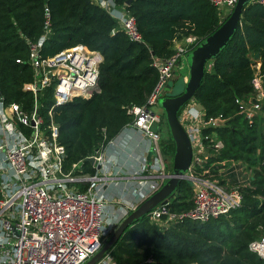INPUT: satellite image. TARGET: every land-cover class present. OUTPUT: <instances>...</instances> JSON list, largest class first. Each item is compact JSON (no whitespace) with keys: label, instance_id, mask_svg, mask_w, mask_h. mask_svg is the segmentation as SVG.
<instances>
[{"label":"trees","instance_id":"16d2710c","mask_svg":"<svg viewBox=\"0 0 264 264\" xmlns=\"http://www.w3.org/2000/svg\"><path fill=\"white\" fill-rule=\"evenodd\" d=\"M111 1L135 18L143 42L132 41L109 12L92 0H0V91L6 105L15 103L26 112L33 110L34 93L24 89L34 80L30 48L45 35L39 50L42 60L79 44L103 57L99 90L53 110L60 127L58 141L66 149L67 172L81 163L83 173L93 176L96 168L86 160L130 126L133 117L128 108L145 106L157 88L159 71L154 62L173 57L175 44L188 37H195L200 46L224 23L221 11L209 0ZM46 10L50 12L48 29ZM241 23L242 28L212 60L213 68L206 69L193 98L204 107L206 120L229 119L226 128L217 130L225 147L216 151L209 140L204 141L209 157L197 165L196 174L207 171L206 177L223 182L220 170L226 165L222 164L244 161L262 167L257 181L241 190L243 205L229 217L209 223L184 219L169 228L152 223L147 216L137 220L111 251L118 264H264L249 251L250 243L260 238L258 228L264 227V135L259 128L264 117L257 118L261 122L246 121L239 104L254 95L256 74L264 75V4L246 6ZM53 96L50 87L40 99L45 125L50 122ZM211 132L208 128L203 134ZM166 144L165 153L174 157L176 143L171 138ZM77 187L82 192L88 189L85 183H77ZM194 206L192 182L183 181L169 208L182 214Z\"/></svg>","mask_w":264,"mask_h":264},{"label":"built area","instance_id":"2783aa9c","mask_svg":"<svg viewBox=\"0 0 264 264\" xmlns=\"http://www.w3.org/2000/svg\"><path fill=\"white\" fill-rule=\"evenodd\" d=\"M92 1L109 12L132 41L143 42L135 18L125 8L120 11L111 0ZM209 2L220 11L230 8L233 12L238 0ZM250 3L263 5L264 0H251ZM46 11L48 29L50 12ZM45 39L46 35L30 48L34 80L24 89L34 93L33 110L26 112L15 103L6 105L0 91V155L4 156L0 160V264H87L106 244L104 237L113 236L105 228L106 203L101 194L102 185L111 172L109 161L103 152H97L93 155L96 168L93 176L83 173L81 163L74 164L67 172L64 165L66 149L58 141L60 127L53 118L56 107L70 103L76 97L88 98L99 90V66L103 57L100 52L79 44L51 59L42 60L39 50ZM194 46L197 48L192 42L187 48L178 49L167 61H155L154 66L159 71L157 88L145 106H130L127 110L133 117L130 125L152 143L154 164L143 168V172L148 171L150 178H154L150 197L167 183L168 174L167 165L161 158V134L156 128L162 122V116L153 108L175 76L179 61L187 52L193 51ZM252 83L254 95L239 101L240 114L250 123L264 117V75L258 72ZM50 87L54 88L53 104L48 112L50 122L45 125L40 114V99ZM197 105L192 99L182 112L188 115L189 122L188 119L184 121V128L194 147L189 171L191 178L186 181L192 182L195 206L188 213L178 214L171 212L170 201L159 204L147 217L164 228L184 219L209 223L229 217L244 202L241 189L227 187L219 180L206 177L207 171L196 174L197 165L206 163L209 157L204 141L209 140L216 151L225 147L217 130L226 128L229 120L222 116L206 120L204 111H199ZM208 128L212 132L205 136L203 131ZM77 183L87 184L88 189L80 191ZM137 208L135 205L129 207L125 218ZM249 251L264 262V231L260 238L250 243ZM112 254L111 251L106 254L99 264H118L111 258Z\"/></svg>","mask_w":264,"mask_h":264},{"label":"water","instance_id":"95a60500","mask_svg":"<svg viewBox=\"0 0 264 264\" xmlns=\"http://www.w3.org/2000/svg\"><path fill=\"white\" fill-rule=\"evenodd\" d=\"M250 1L238 0L235 9L222 24V27L207 37L200 46L191 52L190 75L187 82H183L185 84L184 88L178 92L176 88L178 86H176L173 89L174 92L169 93L168 97H162L160 100V104L166 112L167 124L170 126L174 142L176 143L173 171L166 174L167 183L122 221L109 239V242L87 264H99L102 262L105 255L112 251L118 239L122 237L127 229L131 228L137 220L147 216L159 204L169 202L173 198L179 184L190 180L189 171L193 164L194 147L187 131L180 123L179 115L201 87L208 61L213 60L225 48L226 44L233 39L238 30L242 28V14L245 7L250 4ZM130 2L131 0L127 4ZM259 57L260 54H257L256 59H259ZM173 80L171 79L170 81L175 83ZM196 108L199 111H204V107L201 104H198ZM86 161L93 164L95 163V157H90Z\"/></svg>","mask_w":264,"mask_h":264},{"label":"crops","instance_id":"0c3cea01","mask_svg":"<svg viewBox=\"0 0 264 264\" xmlns=\"http://www.w3.org/2000/svg\"><path fill=\"white\" fill-rule=\"evenodd\" d=\"M117 8L122 11L121 7ZM231 13L232 11L230 8L221 10L222 21L225 22ZM192 42L196 44L197 39L195 37H188L183 41L177 42L175 44L176 51L181 48H187ZM191 52H187L179 61L175 73L176 78L173 80L174 82L177 80H181L184 83L187 82L191 69ZM207 64V69L211 70L214 65L212 60L208 61ZM258 66H261V64H258ZM167 88L165 93L168 95L169 91L167 92ZM153 110L161 116L163 115L164 108L161 106L160 101ZM182 112H184V109H182L179 115V120L184 126V121L188 119V115L186 112L184 114H182ZM187 122H189V119ZM164 127L165 126L162 127L163 130ZM156 128L160 131L159 126H156ZM105 156L111 168L108 179L102 185L101 189V194L106 199L105 211L110 210L108 218L106 217V221H109L108 223L116 222L117 224H121L129 207L133 205L139 207L144 201L150 198L148 195H150V189L154 183V178H150V173L148 171L143 172V168L145 165L151 166V164H154L155 156L152 150V143L144 137L140 130L130 125L112 140L106 148ZM3 157V155H0V160L3 159ZM168 163L170 164V162H166V173H171L170 171H173L174 162L170 169ZM228 163H224L223 166H227ZM223 171L224 168L220 170V173Z\"/></svg>","mask_w":264,"mask_h":264},{"label":"rangeland","instance_id":"374dc122","mask_svg":"<svg viewBox=\"0 0 264 264\" xmlns=\"http://www.w3.org/2000/svg\"><path fill=\"white\" fill-rule=\"evenodd\" d=\"M176 86H178V87H176ZM184 86H185V84H183V82L181 80H177L175 83L170 81V82H168L167 92L168 91H169V93L174 92L173 89L175 87L177 88V91L179 92L184 88ZM257 120L259 121V119H257ZM162 122L159 125V128H160L159 132L161 134V158H162V161H164L166 163L167 159L170 158L171 153L170 154L165 153V146L167 145L166 142L170 141L171 138L173 139V134L171 132L169 124H167V118H166L165 110L163 111ZM259 122H261V121H259ZM262 122L263 123H260L261 126L259 128H260V134L263 136L264 135V121H262ZM163 126H165L164 130L162 129ZM173 141H174V139H173ZM107 147H104L101 150V152H103L105 150L103 154H105ZM172 158L174 159L173 155L171 156L169 161H171ZM173 159H172V161H173ZM261 168L262 167L259 165L252 166L251 164H247L244 161H234L233 163L232 162L228 163V165L224 168V171L221 173V179L223 180L222 183L227 187L234 186V187H237L241 190L244 188H248V186H252L253 183L255 181H257V177H258L259 173L262 171ZM103 199L106 200L104 196H103ZM262 201H264V200H262ZM123 202L127 203L125 201H123ZM109 211L110 210L105 211L107 218L109 216ZM108 222L109 221H105V228L109 229L113 235L114 230H116L120 226V224H117L116 222H113V223L112 222L108 223ZM115 225H117V226H115ZM258 229H259L260 233L262 234L264 231V227L260 226ZM109 239H110L109 235H106L104 237V242L108 243ZM112 257L115 258L113 254H112L111 258ZM105 264H108V262Z\"/></svg>","mask_w":264,"mask_h":264}]
</instances>
